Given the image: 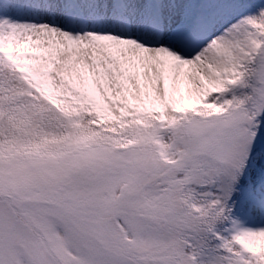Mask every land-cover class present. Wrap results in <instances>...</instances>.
Here are the masks:
<instances>
[{
	"label": "snow or ice",
	"instance_id": "snow-or-ice-1",
	"mask_svg": "<svg viewBox=\"0 0 264 264\" xmlns=\"http://www.w3.org/2000/svg\"><path fill=\"white\" fill-rule=\"evenodd\" d=\"M0 264H264V0H0Z\"/></svg>",
	"mask_w": 264,
	"mask_h": 264
}]
</instances>
